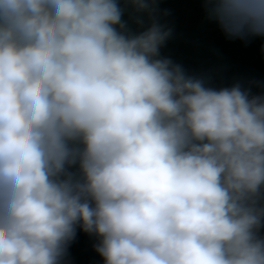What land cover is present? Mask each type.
Listing matches in <instances>:
<instances>
[{
	"label": "clouds",
	"instance_id": "obj_1",
	"mask_svg": "<svg viewBox=\"0 0 264 264\" xmlns=\"http://www.w3.org/2000/svg\"><path fill=\"white\" fill-rule=\"evenodd\" d=\"M0 0V264H264V93L219 89L160 49L157 0ZM229 39L264 0H201ZM75 169V170H73Z\"/></svg>",
	"mask_w": 264,
	"mask_h": 264
},
{
	"label": "water",
	"instance_id": "obj_2",
	"mask_svg": "<svg viewBox=\"0 0 264 264\" xmlns=\"http://www.w3.org/2000/svg\"><path fill=\"white\" fill-rule=\"evenodd\" d=\"M120 6L132 32L149 25L146 15L141 14L143 27L131 18L136 14L125 0H120ZM155 7L158 21L172 30L160 49L161 57L180 64L186 74L204 79L207 86L219 89L241 83L254 94L264 93V37L247 42L227 38L207 20L201 0H157ZM260 233L264 235V228ZM98 243L97 236L78 226L64 264H104L95 250Z\"/></svg>",
	"mask_w": 264,
	"mask_h": 264
}]
</instances>
